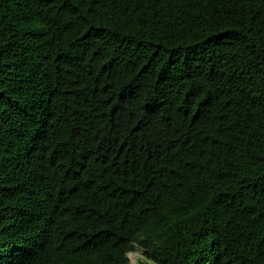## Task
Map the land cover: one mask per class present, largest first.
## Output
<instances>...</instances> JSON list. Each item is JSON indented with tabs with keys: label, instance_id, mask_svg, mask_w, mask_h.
<instances>
[{
	"label": "trees",
	"instance_id": "obj_1",
	"mask_svg": "<svg viewBox=\"0 0 264 264\" xmlns=\"http://www.w3.org/2000/svg\"><path fill=\"white\" fill-rule=\"evenodd\" d=\"M264 264V0H0V264Z\"/></svg>",
	"mask_w": 264,
	"mask_h": 264
},
{
	"label": "rangeland",
	"instance_id": "obj_2",
	"mask_svg": "<svg viewBox=\"0 0 264 264\" xmlns=\"http://www.w3.org/2000/svg\"><path fill=\"white\" fill-rule=\"evenodd\" d=\"M128 257L132 264H138V261L143 258L142 251H135L128 254Z\"/></svg>",
	"mask_w": 264,
	"mask_h": 264
}]
</instances>
